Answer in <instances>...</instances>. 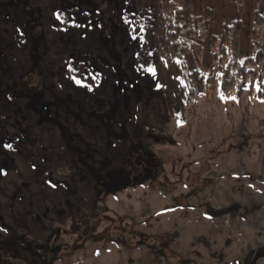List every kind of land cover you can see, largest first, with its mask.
<instances>
[{"label":"rangeland","instance_id":"374dc122","mask_svg":"<svg viewBox=\"0 0 264 264\" xmlns=\"http://www.w3.org/2000/svg\"><path fill=\"white\" fill-rule=\"evenodd\" d=\"M190 4L195 20L204 17L207 8L213 11L200 41L202 55L197 57L191 50L185 57L189 70L198 68L211 82L186 107L187 122L180 124L178 108L185 103L186 90L177 59L171 56L165 61L160 55L168 22L158 0H0V239L8 235L2 224L16 225L41 211L33 198L24 210L20 208L24 192L18 187L22 181L30 180L32 187L53 192L39 176L34 183L35 172L25 161L29 156L26 148L38 164L51 147L49 157L59 171L55 174L58 190L53 189L56 213L50 210V203L41 204L46 220L38 219H43L47 231H43L44 241L35 242L50 252L59 249L52 264H69L80 252L87 256H81L77 264H147L149 259L151 264H264V256H259L264 252V99L257 97L259 90L264 93V66L253 68L240 97L235 96L236 86L222 97L218 59L213 57L221 45L212 47L210 38L221 36L222 21L231 24L235 20L237 6L226 0H190ZM242 4L240 60L257 48L264 50V25L255 34L259 46L252 47V13L264 17V0H242ZM144 10L155 26L153 59L144 71L137 72L134 62L142 42L139 17ZM65 60L84 63L80 73L86 78L66 77ZM87 107L89 114H103L95 119L90 116L100 126L93 134L91 120L82 116ZM137 108L141 110L138 126L144 132L143 141L152 144L148 148L155 156L148 167L156 176H146V172L139 176L136 171L124 184L129 186L125 193H102L104 198L99 201L102 191L89 189L85 177L87 169L91 177L98 172L92 159H112L115 166V158L120 160L126 153L148 156L135 138L133 112ZM80 120L90 127L80 125ZM17 123L21 130L30 127L19 133ZM55 128L67 151L61 141L55 142ZM150 133L160 139L154 145L147 139ZM79 134L91 141L82 142ZM95 138L99 150L94 148ZM196 161L198 165L193 163ZM205 161L212 165L200 172ZM184 163H189L188 172L204 177L211 169L209 177H217L215 186L208 187L199 183L204 178L190 177L187 185L196 184L186 186L188 191L182 194L188 206L173 202V195H179L183 185L180 193L168 194L152 183L153 178L164 179L162 164L173 182L169 172H181ZM238 165L251 177L243 181L245 187L237 176ZM65 182L70 183L59 186ZM218 205L234 207V213L244 205L240 220L245 219L230 226L224 221L227 216L215 217ZM130 212L136 217L132 230L147 234L145 249L139 247V236L129 230L132 219H117ZM96 213L102 217L99 215L93 229ZM55 225L61 231L55 233ZM91 229L94 236L89 238L86 234ZM173 233L175 238L165 248L155 242L157 237ZM32 234L40 236L39 231ZM18 241L22 244V239ZM146 249H154L148 259V252L142 253ZM96 250L102 255L91 257Z\"/></svg>","mask_w":264,"mask_h":264},{"label":"trees","instance_id":"16d2710c","mask_svg":"<svg viewBox=\"0 0 264 264\" xmlns=\"http://www.w3.org/2000/svg\"><path fill=\"white\" fill-rule=\"evenodd\" d=\"M226 1L236 4V18L231 24H227L222 21L221 36H212L210 38V44L212 47L216 45L218 46V44L221 45L219 52L215 51L213 53V57L218 59L219 89L221 96L224 97L236 86L237 90L235 96L238 98L245 91L247 78L253 74V68L257 66H264V50L257 48L253 55L247 56L242 60L239 59L240 33L242 29L241 11L243 4L242 0ZM158 2L160 4L163 17L168 22L167 30L164 34L163 43L160 49V55L165 61H170L171 56H174L177 59L186 90L185 106L179 112V123H181L184 120L186 107L191 105L194 98L197 95L202 94L211 82L210 77L205 75V73L198 68L189 70L185 63V57L191 50L195 52L197 57L202 55V45L200 44V41L206 36V28L209 24L211 16L213 15V11L212 9L207 8L205 16H200L195 20L191 15L190 0H158ZM139 21L142 24V26H140L142 42L141 47L135 56L134 68H136L137 72L144 71L152 62L153 55L151 50L154 46L155 33V26L152 22V18L146 10L141 13ZM54 23L55 19H53V24ZM252 24V34L254 35V38L252 39V47L255 48L259 46V41L256 39L255 34L261 29L262 25H264V17L257 11L252 13ZM84 67V63L73 62L68 71L83 77V74L80 72H82L81 69ZM74 70L76 72H74ZM257 97L261 100L264 99V93L262 90H259ZM15 127L17 131L21 133L20 131L26 130L30 126L28 127L27 125L25 128L21 127L23 129L21 130L19 123H17L15 124ZM30 134L31 133H27L26 136H30ZM26 150L29 153V156H26L25 160L34 170V177L42 173H47L45 170L48 167L53 166L52 163L54 162V159L53 157H49L50 154H52L51 147L50 149H47L48 155H41L38 164H35L34 159L30 157V150L28 148H26ZM25 167L27 166L25 165ZM85 177L88 180L91 179L88 175H85ZM20 185L25 187L28 183L21 182ZM19 205L22 207L25 206L20 204V202ZM17 224L20 225L28 223L26 220H18ZM16 225L15 223L10 226L2 224V229L8 234L10 231H13V228L15 229ZM45 227L46 226L43 225L40 228L45 229Z\"/></svg>","mask_w":264,"mask_h":264},{"label":"flooded vegetation","instance_id":"af4514ba","mask_svg":"<svg viewBox=\"0 0 264 264\" xmlns=\"http://www.w3.org/2000/svg\"><path fill=\"white\" fill-rule=\"evenodd\" d=\"M55 32H56V30H55ZM63 59H66V57H63ZM64 64H66L65 65V72L67 74L66 77H71L72 78V76H73L74 79H80V78L84 79V78H86V77H84V75H83V77H80L77 74H73V73L68 71V69L70 68L71 64H73V62L70 63V60L68 62H67V60H65ZM74 72H76V71L74 70ZM66 81H68L67 78H66ZM55 83L58 86L59 80L55 81ZM56 84H55V86H56ZM27 92L28 91H26L25 93H27ZM30 93H33V92H30ZM89 111H90V109H89V107H87L86 114L84 115L82 113V116H84L85 119L91 120V122H92L91 123V129H93V131H92V134H93V132L96 130V128L100 127L98 124H96L94 119L103 117V114H101V113H96L95 115L94 114H89L88 113ZM79 114H81V112ZM91 115H94L93 116L94 119L90 117ZM79 122H80V125H82V126H84L86 128L90 127L89 123L87 125H85L82 120H80ZM55 131H56V133L58 135L56 140H55V142L58 144L61 141L64 150H66V146L62 142V140H61L56 128H55ZM69 131H70V129H69ZM92 134H91V136H92ZM95 136H98V134H96ZM79 137H80V140L82 142H90L91 141V139L84 140V138L81 136V134H79ZM99 144L100 143H98L97 139L95 138L94 148L96 150L100 149V147L97 146ZM144 148H145L144 150H146L147 153H148L147 158L141 157L140 156L141 153H138L137 151H134L131 155H130V153H126V155L122 156L120 158V160H118L119 158H115L116 161L118 160V162H119V163H117L118 165L115 164V166H112V164H111L112 161H113L112 159H111V161L109 159H104L103 157H101V159H97V160L92 159V161H91L93 163L92 165H98L99 169H98L97 174H95L94 177H91V175L89 173L90 169L86 168L87 171H88V172L86 171L87 175L89 177H91V179L87 180V182L89 183L88 184L89 189L91 187V190L97 188V189H99V191H102L99 194V196H97L99 201H102V199L104 198V197H102V193H115V192H118V191H124L126 188H128L129 186H125L124 184L128 182L130 177L134 176V172H136V171H138L139 176H142L143 172H146L148 170V172H146V176H149L148 173H151V176H154V174H153L154 171L150 170L149 167H148L149 160L151 158L153 160L154 156L152 155L151 150L147 146H144ZM106 162H108V163H106ZM141 164L145 165L144 168L142 167V171H141V169H139V166ZM28 165H30V164H28ZM52 165L53 166L48 167L45 170V171H47V173H42V174L36 175L34 183H38L37 177L39 176V177H41L43 179V182L45 183V185L50 187V189L53 192L47 191L45 188L44 189L43 188L41 189L39 187L37 188V187H35V185L32 187L31 182L27 181V180L26 181H22V182H27L28 183L27 186L22 187L24 185L23 184V185H20L18 187V188L22 189L23 192H24V194H23L24 197L22 198L20 204L24 203L22 205H25V203L30 202L29 200H31L33 198L34 204L38 207L39 210H41L40 213L37 214V216L34 214L33 215V219H31L36 224L37 223L38 224H37V226L28 225V224H20V225L17 224L15 226V229H17V230H15L13 228V231H10V233H8V235L5 238H1L0 239V264H52L56 260L55 259L56 258V253L58 252L57 250H59V249L55 250V252H50V251H48V250L43 248V244H39V243L35 242V241L40 240V239L43 240V238L45 237V236H43L44 235L43 231H47V227H45V229H41L40 228L41 226L44 225L43 224V219L42 218H40V220L38 219L39 216H42L41 212H42L43 206L41 204H43L45 202L50 203V210L53 211V213L54 212L56 213L55 204H54L55 200L53 199L55 197V193L56 192H54L53 189L58 190L57 189L58 187L55 188V182H56L55 181V174L59 173V171H56L54 162L52 163ZM63 176L66 177L65 175H63ZM67 176H69V175H67ZM118 177L122 178L121 181H120V178L118 179ZM70 181H71V179H70ZM65 183H59L60 184L59 186L66 187L67 184H69L70 182L66 183V184ZM38 185L39 184H37V186ZM133 186L136 187L135 184ZM75 189H76V186H75ZM19 191H20V193L22 192L21 190H19ZM74 192H76V191H74ZM49 193L51 194V196H50ZM36 198H39L38 203H36ZM51 199H52V203L49 202ZM63 213L64 212H62V214ZM99 215L100 214L96 213V217H95V219H96L95 221L96 222L93 225V229L96 227V224L98 222L97 219H98ZM132 215H133V213L130 212V213L125 214L124 216L117 217V219H119L121 222H122L123 219H124V221L126 219H128V218L132 219V221L130 223L131 227L129 228V230L139 236V239H138L139 247L142 248V249H145V247H148L146 245V243H144V240H145V237H146L147 234L145 232H139V231L134 232L132 230V227L135 224L134 220L136 219V217L132 216ZM56 216L59 217L60 216L59 213H57ZM44 220H46V219L44 218ZM47 221L51 222V220H47ZM93 229L88 231L86 236H88L89 238H92L94 236L92 234V230ZM52 230L55 231V233H56L57 230H58L57 225H55V227H52ZM20 231H22L21 234H19ZM38 231H39L40 236L37 237V236L32 234V233L36 234V232H38ZM58 231H61V229L59 228ZM104 235L105 234H103V236ZM175 236H176V233L169 234V235H164V236H159V237H157V240H155V242H157V245L160 244V245H162V247L165 248L166 244H168V241L169 240H173L175 238ZM140 237H143V239L140 238ZM20 239H22V244L24 242L23 245L19 243L18 240H20ZM57 247H59V246H57ZM11 251H12V253H11ZM153 251H154V249H152L151 251L150 250L142 251V253L148 252L147 253V259H148L150 257V255L153 253ZM91 254H92L91 257H93V258H97L98 254H99V256L102 255L97 250H96V252L91 253ZM84 255L87 256L86 253L80 252L77 256L73 257L69 261V264H75V263L77 264V262L79 261V258L81 256H84ZM15 256H16V258H13ZM65 256L71 258L72 254H66ZM1 260H3V261H1ZM147 264H151L150 259H149V261H147ZM165 264H167V261L165 262ZM252 264H253V261H252Z\"/></svg>","mask_w":264,"mask_h":264},{"label":"crops","instance_id":"0c3cea01","mask_svg":"<svg viewBox=\"0 0 264 264\" xmlns=\"http://www.w3.org/2000/svg\"><path fill=\"white\" fill-rule=\"evenodd\" d=\"M172 59V58H171ZM185 99H186V97H185ZM184 105H185V103H184ZM184 105L182 106H179V108H178V110H179V112H180V110L184 107ZM140 112H141V110H140V108H137V110H135L134 112H133V118H135V123H136V134H135V138H136V140H137V143L139 144V146H141L143 149H145L144 148V146H147V147H149V146H151L152 144H150L149 145V143H147L146 144V142H144L143 141V139H144V132L142 131H140L139 130V126H138V124H140V120H139V118H138V115L140 114ZM187 122V119L186 120H183L180 124H184V123H186ZM150 127V126H149ZM149 127H147L146 129H148ZM151 128H154V127H151ZM156 135L155 134H153V133H150L149 134V136H148V140H150L151 139V141H152V143H153V145L155 144V142H157L158 140H160V139H154V137H155ZM159 138V137H158ZM142 139V140H141ZM141 140V141H140ZM204 143V142H203ZM149 145V146H148ZM156 155V154H155ZM157 157L159 156V154H157L156 155ZM207 156H209V155H207ZM155 157V156H154ZM156 160V159H155ZM117 162L118 161H116V163L115 164H117ZM171 162H172V164H173V167H174V163H173V161L171 160ZM160 163H162L161 162V160H160ZM193 163H196L197 165H198V163H197V161L196 162H193ZM205 164H206V166L204 167V168H201V169H199L200 170V172H201V170H206L207 168H210V165H212L209 161H205ZM172 167V168H173ZM188 167H189V163H184L183 165H181V167H180V169H179V171H181V172H169V175L171 176V177H174V181L173 182H171L169 179H168V174L166 173V171L167 170H165V167H164V165L162 164V168L160 169V172H161V174L160 175H163V180H161L162 178H160L158 181H155L156 179L155 178H153V184H155L156 183V185H158L159 186V189L161 190V188H163V190H161L160 192H165V193H168V194H174V193H180V192H178V189H179V187H182L181 185H183V187H182V189L181 190H183L179 195H173V202L174 203H176V204H180V206H188L189 205V203H188V200H186V198L185 197H183V193L184 192H187L188 190L185 188L186 186L187 187H189L191 184H193V183H195L196 181H194V182H190V183H188V185H187V182L189 181L188 179L190 178V177H193V178H195V179H197V178H199V177H202L201 179H203L201 182H199V183H203V185L204 186H215V184L217 183V177H209L210 176V173L209 172H212L211 171V169L208 171V173H206V175L203 177V176H201L200 174H199V172H194V171H190V172H188ZM175 168V167H174ZM171 170V169H170ZM152 171H154L153 172V174H154V176H156V172H155V170H152ZM203 171V172H204ZM146 172H148V170L146 171ZM215 172V171H214ZM256 176H259V175H257L256 174ZM201 179H199V180H201ZM206 179V180H205ZM165 180H166V183H165ZM198 180V181H199ZM180 182V184H178ZM196 184V183H195ZM202 185V186H203ZM133 186V185H132ZM151 187H153V186H151ZM133 188V187H132ZM135 189V188H134ZM125 191H126V189L123 191V192H121V193H125ZM18 199V198H17ZM38 200H39V198H36V203H38ZM19 202H21V199L19 200ZM21 207V209H22V206H20ZM23 210H24V207H23ZM26 220V222L28 223V225H34V226H37V224L33 221V220H28V219H24V220H21V221H25ZM36 230V229H35Z\"/></svg>","mask_w":264,"mask_h":264},{"label":"built area","instance_id":"2783aa9c","mask_svg":"<svg viewBox=\"0 0 264 264\" xmlns=\"http://www.w3.org/2000/svg\"><path fill=\"white\" fill-rule=\"evenodd\" d=\"M243 175H244V172H243V171H239V176H240L241 178L243 177ZM243 185H244V187L246 186V185L244 184V182H243ZM241 213H242L241 210H238V211H237L236 213H234V214L226 213V214H224V215L227 216V220L224 219V221H225L227 224L230 223V226H232V225H234V224H236V223L239 222V220H240V218H241ZM238 217H239V219L236 220ZM221 220H222V222H224L223 219H221ZM233 221H234V223H233ZM235 221H237V222H235ZM215 225L217 226V224H215Z\"/></svg>","mask_w":264,"mask_h":264},{"label":"snow or ice","instance_id":"6c2138e0","mask_svg":"<svg viewBox=\"0 0 264 264\" xmlns=\"http://www.w3.org/2000/svg\"><path fill=\"white\" fill-rule=\"evenodd\" d=\"M151 70V69H150ZM77 83H80V81H77ZM10 147V146H9Z\"/></svg>","mask_w":264,"mask_h":264}]
</instances>
